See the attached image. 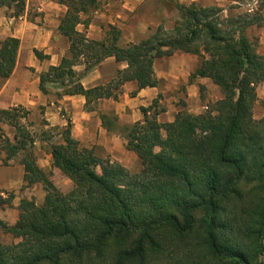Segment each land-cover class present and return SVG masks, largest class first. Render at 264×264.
<instances>
[{"label": "trees", "instance_id": "obj_1", "mask_svg": "<svg viewBox=\"0 0 264 264\" xmlns=\"http://www.w3.org/2000/svg\"><path fill=\"white\" fill-rule=\"evenodd\" d=\"M58 1L68 7L59 30L70 40L72 57L40 74L42 92L56 82L64 88L58 96L81 94L86 110L93 111L101 98L118 100L128 81L139 90L160 85L156 60L180 51L200 58L191 79L210 78L223 98L203 113L182 110L165 122L158 119L161 95L141 107L144 118L124 130L126 149L141 161L138 172L81 146L68 121L62 141L50 145L52 165L73 183L67 192L37 164L35 140L22 122L29 111L0 109L3 163L22 155L24 187L41 182L46 191L41 204L21 199L14 225L0 220V229L16 239L0 241V264H264V116L254 118L264 54L258 38L246 31L264 24V14L258 9L224 15L219 5L178 4L172 29L159 25L149 37L121 46L117 26L103 40L76 30L80 13L96 8L97 0ZM25 5L26 0H0L16 16ZM19 47L15 37L0 43V79L14 71ZM109 56L127 66L108 83L85 88L74 66L83 62L89 71ZM102 121L112 125L117 117L103 114ZM3 124L15 129L13 138ZM12 198L0 190V205Z\"/></svg>", "mask_w": 264, "mask_h": 264}, {"label": "crops", "instance_id": "obj_2", "mask_svg": "<svg viewBox=\"0 0 264 264\" xmlns=\"http://www.w3.org/2000/svg\"><path fill=\"white\" fill-rule=\"evenodd\" d=\"M204 1L180 0L185 4L201 2L207 5ZM216 1L222 8L225 3H236L233 0ZM163 3V0H97L96 8L80 13L81 22L76 30L91 40H103L113 25L122 31L121 46L137 43L148 37L151 27L161 23ZM67 10L68 7L58 0H26L24 11L19 16L13 14V8L0 7V43L7 37L20 40L14 71L0 83V109L24 107L37 119L31 126L37 132L64 128L70 121L71 135L81 146L95 148L104 157L123 164L131 172H138L142 168L141 161L134 152L126 149L124 130L144 118L141 107L150 106L161 95L158 103L163 105V109L158 119L165 122L173 121L182 110L202 113L206 106L201 96L202 89L209 100L222 98L218 86L210 78L191 79L200 63L199 56L180 51L156 60L154 72L161 81L160 85L139 90L135 81H128L122 86L118 100L101 98L95 102L93 111L86 110V98L81 94L58 96L62 88L56 82L46 85L48 93L42 92L40 74L50 66H58L64 57H72L70 40L59 30ZM248 10L254 12L255 9ZM87 19L90 22L86 26L84 21ZM246 31L249 36L258 38L259 52L264 54V24L251 25ZM36 49L48 58H38L34 52ZM126 66V63L109 56L89 71L83 62L76 64L74 70L82 85L92 88L108 83L118 75L119 69ZM134 91H137L135 95L132 94ZM257 94L258 98L264 99V82L258 86ZM103 114L116 116V123L104 125ZM7 135L13 138L14 133ZM60 136L62 134H58ZM34 143L37 164L44 170L52 169L51 153L44 149L48 141L38 138ZM5 158V151L0 149V190L3 196L12 192L13 198L10 205H0V220L14 225L19 219L21 199L34 198L37 204H41L45 191L39 183L24 187V165L16 158L5 165ZM13 240L16 241L10 233L0 229L1 242Z\"/></svg>", "mask_w": 264, "mask_h": 264}, {"label": "rangeland", "instance_id": "obj_3", "mask_svg": "<svg viewBox=\"0 0 264 264\" xmlns=\"http://www.w3.org/2000/svg\"><path fill=\"white\" fill-rule=\"evenodd\" d=\"M163 2L164 3H163L162 10H161V12H162L161 18L162 19H161V23L159 25H162L165 29L169 30V29L173 28V26L175 25V22L178 20V18L180 16V10L178 8V4H185V3H181L180 0H163ZM204 2L207 3V5H204L201 2H199V4L204 5V6L218 5L217 4L218 2L216 0H205ZM223 8L225 10V11H223L224 15H230L232 13L235 14V13H239V12H246V11H249L248 8H254L255 10L260 9V12L262 14H264V0H241L240 3H234V2L231 3L230 2V3H225V7H223ZM158 26L151 27V31H150L148 37L152 33L155 32V30L157 29ZM1 81H2V79H0V83H1ZM60 87L62 88V90H64V88L62 86H60ZM219 90H220V88H219ZM220 92H221V90H220ZM201 96H202V99L205 101V105H206L204 107V109L202 110L203 112L208 110L209 104L215 103L216 101H218V100L212 101L211 99L209 100L207 98L206 92H204L203 89L201 92ZM257 97H258V94H257ZM222 98H223V94H222ZM157 107H158V109H162L163 105L158 103ZM263 116H264V99L257 98V101H256L255 106H254V118L255 119H261ZM36 121H37V119L33 115H28L25 119H22V122H24L26 124V126L29 128L35 142L38 138H43V139L48 141V145H46V147L44 149H46L47 153H50L51 143L62 141L63 135L60 136V138H59L58 134H62L63 128H58V127L49 128L46 131H44L43 133H40L31 127L32 125H34L36 123ZM3 128L7 134H9V133L13 134L15 132V129L8 124H3ZM33 150L35 153V143H34ZM95 152L97 153L98 156L106 158L102 155V153L100 151L95 150ZM35 157L37 160L38 157H37L36 153H35ZM15 158L17 160L21 161L22 155H17L13 159H15ZM130 164H133V162L131 161ZM53 168H56V167H54L52 165V169L45 170L47 172L49 178L53 181L55 186L58 189H60L61 191H63V192L69 191L73 187L72 181L66 175H64L58 168H56V170H57L56 172L53 171L54 170ZM39 185L44 189V185L41 182H39ZM44 191H45V189H44ZM9 193H12V192L6 193V195H5L6 198H9ZM45 194H46V191H45ZM14 241L15 240H13L12 242H14Z\"/></svg>", "mask_w": 264, "mask_h": 264}]
</instances>
